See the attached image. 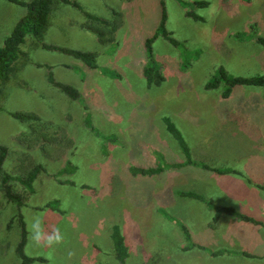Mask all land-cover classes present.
I'll return each mask as SVG.
<instances>
[{"label": "rangeland", "instance_id": "1", "mask_svg": "<svg viewBox=\"0 0 264 264\" xmlns=\"http://www.w3.org/2000/svg\"><path fill=\"white\" fill-rule=\"evenodd\" d=\"M52 1L53 11L58 7L70 9L73 28L69 37H63L65 31L61 28L54 31L52 27L39 39L28 35L21 46L25 56L16 62L8 82L0 88V144L9 151L3 169L13 176L37 164L46 170L38 175L31 195L14 184L16 191L26 195L22 208L28 232L26 255L42 256L46 264H118L113 256L111 226H121L128 256L130 249H145L146 200L167 197L166 191L156 189L155 184L151 189L150 176L160 173L158 168L147 169L150 171L147 177L129 172L132 166H149L150 156L159 158L163 150L159 128L154 118L148 117L165 109L160 100L170 97L177 85L207 83L216 74L217 66L226 65V57L236 44L229 40L227 31L210 30L208 25L187 15L193 12L198 16V7L192 5L198 0H180L186 5L165 0L166 28L182 47L176 48L161 37L154 41L155 65L165 78L156 86L147 82L152 74L145 70L144 42L156 32L160 0H73L84 12L121 27L113 33V42L95 45H82L83 39H76L85 30L91 32L82 25L79 27L78 21L93 23L78 9ZM226 2L230 0H220V6ZM113 11L119 16L113 15ZM24 14L23 7L0 0V46ZM80 28L84 30L81 32ZM54 36L59 43L56 46L63 49L65 44L94 53L97 68L80 63L74 54L76 50L54 52L37 45V42L50 44ZM246 50L261 56L257 64L264 70V51L255 45L246 46ZM60 60H73L68 68L78 75L79 81H75L76 86L70 84L75 95L68 98L73 101L78 98L82 107L79 111L71 108L64 119L53 123L46 116L48 106L55 103V93L62 92L47 82L46 66ZM194 61L198 64V74L192 68ZM36 62L44 66L36 69ZM74 62L80 63L79 67ZM59 71L57 67L51 70L54 77ZM150 97L156 98L155 102ZM7 112H31L43 124L39 123L35 133L30 124L12 119ZM38 137L42 139L36 143ZM44 137L52 142L47 143ZM67 160L77 170L71 175H59ZM67 180L74 184H64ZM180 193L187 196L188 192ZM53 200L57 201L56 209L46 208ZM15 213L16 208L4 197L0 182V264H19L15 248L20 229ZM36 220L41 222L45 234L58 228L63 242L52 247L37 245L32 239ZM184 237L190 241L185 233Z\"/></svg>", "mask_w": 264, "mask_h": 264}, {"label": "crops", "instance_id": "2", "mask_svg": "<svg viewBox=\"0 0 264 264\" xmlns=\"http://www.w3.org/2000/svg\"><path fill=\"white\" fill-rule=\"evenodd\" d=\"M198 2L207 3L198 7V16L202 18L198 23L206 24L216 32L227 31L229 40L236 44L228 43L233 47L232 52L226 57V65L219 66H224L233 76L264 75V70L257 64L261 56L246 50V46L255 45L264 51L251 38L253 33L264 35V0H230L221 6L220 0ZM58 8L52 10L48 27L54 31L61 28L63 33L65 31L62 36L69 37L74 21L70 17L71 11L66 7ZM78 25L80 27L82 22L78 21ZM118 30L121 27H117ZM84 32L76 38L83 39L82 45L99 43L94 33ZM55 39L52 37L49 43L59 45ZM63 45L67 50L85 51ZM54 63L49 64L60 70L56 79L76 86L78 75L68 68L73 60ZM74 63L79 67L81 62ZM194 67L198 74L195 61ZM205 84L177 85L170 97L160 100L165 109L148 118H154V124L159 128L163 150L159 152L160 159L151 155L150 165L144 169L158 168L160 160L164 164L185 161L177 142L162 122V118L167 117L181 133L193 161L230 171L220 174L187 165L159 170L155 177L151 175V189L155 184L156 189L166 191L167 197L146 200L145 249H130L127 264H264V87L220 85L207 89ZM55 94V103L48 106L46 115L53 123L64 119L68 112L71 113V108L79 111L82 107L78 98L73 101L64 93ZM183 191L198 194L216 206L231 207L260 224L227 214L221 215L214 224L213 212L205 203L179 195ZM182 226L190 237L188 242ZM190 244L198 245V248Z\"/></svg>", "mask_w": 264, "mask_h": 264}, {"label": "trees", "instance_id": "3", "mask_svg": "<svg viewBox=\"0 0 264 264\" xmlns=\"http://www.w3.org/2000/svg\"><path fill=\"white\" fill-rule=\"evenodd\" d=\"M9 3L21 6L25 9V14L19 18V20L15 23L13 30L9 34V36L3 41L0 46V88L1 86L6 83L11 73L13 72L14 65L20 59V57L25 56V53L22 52L21 46L25 44L26 37L28 35L39 39L42 33L48 28L50 16L52 12V0H31L29 2H23L20 0H5ZM59 3L64 5L72 6L84 14L85 19L87 21L92 22L93 25H87V23L82 24V28H85L92 33H94L98 37V41L100 44H106L113 42V33L115 32L116 28L118 27L116 24L112 25V23L108 22L104 19H99L91 14L84 12L80 5L73 0H58ZM165 0H160V18L159 23L156 29L155 34L146 39L144 42L145 52H146V67L145 70L151 72L152 78H148V84H154L156 86H160L165 78L161 74L157 65H155L154 55H153V43L158 38L161 37L165 41L169 42L172 46L176 48H181L182 45L180 42L175 40L171 33L166 28V21H167V12L165 6ZM178 3H182V5H186L180 0H176ZM192 5L197 7L206 6V2H198L195 1ZM113 15L119 16L116 11H113ZM188 16H190L195 21H201L202 18L197 16L193 12H188ZM87 25V26H86ZM105 29V30H104ZM104 31H108V34H104ZM238 39V36H235ZM251 38L259 44L264 49V36L256 35L255 33L252 34ZM39 48L47 51H54V52H63L65 49L56 46L54 44H46L43 42H37ZM65 53H69V50H65ZM76 58L87 68L96 69L97 66L95 64V55L92 52L86 51H76L75 53ZM43 64H36V67L40 68L43 67ZM46 70L48 71L47 82L51 84L53 87L57 88L60 92L64 93L67 96H74V88L70 84H66L60 81H57L53 76L51 70L52 66L47 65ZM220 85H224L225 87H236V86H248V87H264V75L259 76H252V77H238L230 75L224 66H219L216 74L205 84L207 89H215ZM226 96V92H224ZM7 114L14 120L19 122H24L30 124V129L33 130L35 133L37 131V126L39 123H42L41 118L34 114V113H26V112H7ZM162 122L166 126L167 132L171 135V137L177 142L182 154L185 157V161L181 164H159L158 170L163 169H177L183 166L191 165L195 167H200L205 170L213 171L216 173L224 174L225 172H229L230 170L226 169H218L212 167L206 163L202 162H195L192 160L190 150L184 141L181 133L175 127V125L168 119L167 117L162 118ZM34 124H38L35 125ZM43 124V123H42ZM89 127L91 128L90 124ZM91 130H94L93 128ZM102 138V137H101ZM42 139L38 137L35 139V142L38 143ZM25 140V139H24ZM44 140L47 143L52 142L51 139ZM23 144H27V142H23ZM29 146V144H27ZM8 148L2 144H0V182H1V191L10 203H12L16 208V213L14 219L17 221V224L20 229V239L16 245L15 253L19 259V264H46L47 260L42 256H28L25 253V246L27 242V225L25 222L24 215L22 213V208L26 204V195L22 194L14 189V184H18L22 187V189L27 194L34 193V183L38 177V175L43 172L45 173L46 170L44 169L43 165L37 164L32 166L28 170H24L19 176H13L6 172L3 169V165L6 161L8 156ZM160 159V158H159ZM77 170V167L74 166L69 160L66 161L65 166L60 169L58 172L59 175L63 174H73ZM129 172L132 175H146L150 171L146 170L141 167L132 166L129 168ZM64 184L73 185L72 181H65ZM182 195V193H179ZM187 196L196 200H200L205 203V205L213 212L212 222L215 224L217 223L219 217L223 214H227L230 216H234L242 221L251 222L254 224H260L255 220L237 212L235 209L231 207H224V206H216L213 202L209 199H205L198 194L195 193H187ZM57 201L53 200L49 202L45 207L50 209H56ZM182 230L185 233L186 237L188 238L187 230L182 226ZM110 239L112 241L113 246V256L118 262V264H127L126 259L128 256L127 249L124 247L125 237L121 231V228L118 224H113L111 226V234ZM191 247L198 248V245L190 244ZM96 250L101 251L98 247H95ZM220 253V252H219ZM217 254V253H216Z\"/></svg>", "mask_w": 264, "mask_h": 264}, {"label": "clouds", "instance_id": "4", "mask_svg": "<svg viewBox=\"0 0 264 264\" xmlns=\"http://www.w3.org/2000/svg\"><path fill=\"white\" fill-rule=\"evenodd\" d=\"M40 224L41 222L39 220H36L32 225V239L37 245L52 247L63 242V234L58 228H54L51 234H45Z\"/></svg>", "mask_w": 264, "mask_h": 264}]
</instances>
